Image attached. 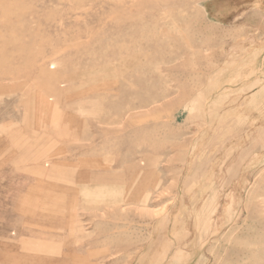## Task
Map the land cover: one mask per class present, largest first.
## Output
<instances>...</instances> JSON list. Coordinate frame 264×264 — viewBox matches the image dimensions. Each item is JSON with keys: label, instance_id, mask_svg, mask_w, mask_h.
Returning a JSON list of instances; mask_svg holds the SVG:
<instances>
[{"label": "rangeland", "instance_id": "rangeland-1", "mask_svg": "<svg viewBox=\"0 0 264 264\" xmlns=\"http://www.w3.org/2000/svg\"><path fill=\"white\" fill-rule=\"evenodd\" d=\"M0 245L264 264V0H0Z\"/></svg>", "mask_w": 264, "mask_h": 264}, {"label": "bare ground", "instance_id": "bare-ground-1", "mask_svg": "<svg viewBox=\"0 0 264 264\" xmlns=\"http://www.w3.org/2000/svg\"><path fill=\"white\" fill-rule=\"evenodd\" d=\"M57 189H58V187H57ZM73 224H74V222H73ZM73 230L75 231V229H74V228H73ZM0 246H1V245H0ZM7 246H8V245H7ZM1 248H2V247H1ZM3 248H4V247H3ZM24 257L26 258V256H24ZM25 258H24V259H25ZM42 259H43V258H42ZM26 260L28 261V260H29V258H28V259H26ZM34 261H36V260H34ZM38 262H39V261H38ZM28 263H29V262H28ZM33 263H34V262H33ZM61 263H62V262H61ZM61 263H60V264H61ZM34 264H35V263H34ZM37 264H38V263H37Z\"/></svg>", "mask_w": 264, "mask_h": 264}]
</instances>
